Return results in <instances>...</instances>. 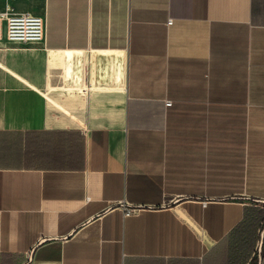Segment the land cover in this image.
Listing matches in <instances>:
<instances>
[{
	"label": "crops",
	"instance_id": "0c3cea01",
	"mask_svg": "<svg viewBox=\"0 0 264 264\" xmlns=\"http://www.w3.org/2000/svg\"><path fill=\"white\" fill-rule=\"evenodd\" d=\"M7 5L0 264H264V0Z\"/></svg>",
	"mask_w": 264,
	"mask_h": 264
},
{
	"label": "built area",
	"instance_id": "2783aa9c",
	"mask_svg": "<svg viewBox=\"0 0 264 264\" xmlns=\"http://www.w3.org/2000/svg\"><path fill=\"white\" fill-rule=\"evenodd\" d=\"M44 38V18L28 13H17L8 5L0 12V46L5 41L14 45L40 44ZM167 105H171V102H167ZM136 211L138 210L135 208H126L124 212L128 216Z\"/></svg>",
	"mask_w": 264,
	"mask_h": 264
},
{
	"label": "rangeland",
	"instance_id": "374dc122",
	"mask_svg": "<svg viewBox=\"0 0 264 264\" xmlns=\"http://www.w3.org/2000/svg\"><path fill=\"white\" fill-rule=\"evenodd\" d=\"M263 208H261V214H262V217H264V204H260ZM264 219V218H263ZM263 222H264V220H263ZM262 226H261V229H260V233H259V235H260V238H261V235H262V232H263V230H264V223L263 224H261Z\"/></svg>",
	"mask_w": 264,
	"mask_h": 264
},
{
	"label": "water",
	"instance_id": "95a60500",
	"mask_svg": "<svg viewBox=\"0 0 264 264\" xmlns=\"http://www.w3.org/2000/svg\"><path fill=\"white\" fill-rule=\"evenodd\" d=\"M262 203L264 204V202H262ZM263 239H264V230H263L262 235H261V241H262V243H263Z\"/></svg>",
	"mask_w": 264,
	"mask_h": 264
},
{
	"label": "trees",
	"instance_id": "16d2710c",
	"mask_svg": "<svg viewBox=\"0 0 264 264\" xmlns=\"http://www.w3.org/2000/svg\"><path fill=\"white\" fill-rule=\"evenodd\" d=\"M262 226V225H261ZM261 226H259L260 227V229H261Z\"/></svg>",
	"mask_w": 264,
	"mask_h": 264
}]
</instances>
